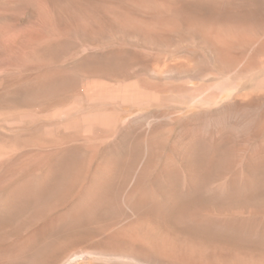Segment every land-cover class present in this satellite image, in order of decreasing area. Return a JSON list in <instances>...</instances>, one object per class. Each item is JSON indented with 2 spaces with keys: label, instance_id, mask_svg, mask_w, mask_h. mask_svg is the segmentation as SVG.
Returning <instances> with one entry per match:
<instances>
[{
  "label": "rangeland",
  "instance_id": "obj_1",
  "mask_svg": "<svg viewBox=\"0 0 264 264\" xmlns=\"http://www.w3.org/2000/svg\"><path fill=\"white\" fill-rule=\"evenodd\" d=\"M190 1L176 0L182 7L171 11L164 0H0V264H78L86 258L91 264H183L142 255L107 233L132 219L139 191L130 199L127 192L135 177L143 174L140 190L156 189L161 170L142 169L147 158L167 161L172 154L181 168L193 164L171 148L188 141L177 136L186 116L214 110L237 93L264 91V31H257L256 42L223 46L187 27L197 18L255 23L264 19V0H234L236 11ZM185 57L193 61L190 72H156ZM149 123L164 133L150 135ZM181 168L179 175L161 171L158 186L170 185L166 179L174 173L178 179L170 187L188 190L179 180L186 174ZM215 172L209 174L221 179L209 182L206 194L220 191L231 174ZM89 178L104 185L92 183L99 201L87 197L94 189ZM205 250L209 254L210 245Z\"/></svg>",
  "mask_w": 264,
  "mask_h": 264
},
{
  "label": "bare ground",
  "instance_id": "obj_2",
  "mask_svg": "<svg viewBox=\"0 0 264 264\" xmlns=\"http://www.w3.org/2000/svg\"><path fill=\"white\" fill-rule=\"evenodd\" d=\"M164 1V4H166L165 7L167 6V8L171 11H179L182 7L177 6L175 3L176 0ZM192 1L202 6H211L210 9L212 7L218 8L219 6H223L228 11H236L239 8H236L233 5L234 0ZM249 3L252 4V2ZM256 9H258V7ZM194 12L192 13L194 14ZM192 13L190 12V14ZM262 13H264V11ZM203 16L205 17V15ZM262 17H264V15ZM178 19H180V17ZM180 21L182 20L180 19ZM249 21L250 20L244 19H228L219 21L211 18H209V20L197 18L191 23L187 22V27L189 25L197 28L199 32L212 44L227 46L235 42H252L257 39V31H264L263 18H260L255 23H250ZM262 43H264V41ZM253 45L255 46L254 43ZM222 49L227 50L225 47ZM241 53L244 54V52ZM260 53L262 54L260 55L264 57V44ZM192 62L191 58L185 57V59L179 63L158 64L159 66L157 67L156 72L161 75L168 71H174L178 74L188 72L191 69ZM251 64L252 63H250V65ZM144 66H146V64H144ZM150 68L152 69V67ZM164 75L166 77V74ZM164 75L162 77H164ZM193 75L194 73L192 76ZM156 77L158 78V76ZM183 78L186 77L183 76ZM222 98H225L224 94ZM262 100H264V91L253 89L248 92L237 93L228 99H224V101H222V103L214 110L201 114L198 113L197 115L186 116L184 118L185 123L182 125L177 135L179 139H177L178 141H181L184 138H187L188 141L182 145L181 148H178L175 144H173L171 148L173 154H175L177 156L176 158H179L180 161L182 160L183 155L186 157V160H189L193 164L190 163L189 165H182V168H184L182 169L177 160L173 159L174 157L172 154L169 155L166 152L167 156L169 155L170 157L167 161L166 159L164 160L161 157H157V159L154 158L155 160L153 162H150L151 158L150 161H148L147 158V162H143L142 169L149 167V169L155 171L161 170L162 173H166V175L172 171L177 173L180 168L184 171L186 170V174L183 173L182 176L179 177V180L183 182L184 186H188L189 189L185 191L170 187L175 183L174 179H178L174 176V173L169 175L166 179L169 181L170 185H165L161 182V186H158L160 185L159 182L163 179L160 171L158 179L159 182L156 189L153 187L155 185L152 184V186L146 185V189L144 188L143 190H140L138 177L143 176V174L138 175V177H135V180L133 179V186L128 187L130 189L127 192L128 199H130V196L139 191L138 204L134 207L132 206V219L128 223L121 225L117 231L110 234L107 233L110 241L113 239V241L116 240L118 242V239H121L120 241H124L125 244L137 249L142 253V255L143 253L148 257L151 255L152 257L163 261L166 258H175L183 264H264V102L261 103ZM130 123H137V121L135 119L130 121L129 124ZM154 126L151 123L148 124L147 129L150 135L158 137L164 133V131L159 127ZM200 136H203V140L205 139L206 142L201 143L200 140L198 141ZM258 137H262L261 140L254 141V139ZM150 141H152V139ZM147 146L149 147V145ZM131 160L132 159L129 161ZM101 162L102 165L105 164H103L104 161ZM128 163L131 164V162ZM106 164L108 165V163ZM79 166L83 167V165L80 164ZM98 166L100 168L101 164L99 163ZM131 166L134 165L131 164ZM107 169L109 170L108 166ZM221 169L229 170L231 174L227 176L224 182L220 183V191L213 195L206 194L205 186L209 182L221 179L219 176H214V173H209ZM194 170L196 172H194ZM145 171L150 170L147 169ZM244 171L247 173L243 174ZM133 174L136 175V173ZM177 175L179 174L177 173ZM102 179L103 177H101V181ZM106 179L107 178L105 176V180ZM154 179H156V177H154ZM84 180H86V178ZM105 180L102 181L103 184L105 183ZM99 181L100 180H98V182ZM73 182L74 181H72V183ZM89 182L91 183V179ZM81 183L84 184L83 182ZM92 183L95 184L94 182ZM92 183L90 185L91 187L93 185ZM99 183H97L98 186L95 184L97 188L101 186ZM78 184L82 185L80 183ZM95 185H93L94 189H92V191L90 190V193H87L88 191L82 192V194L84 193L83 195L87 193L88 199L92 201L99 197L98 191L100 189L95 188ZM91 187L88 186L89 189ZM126 188L127 187L125 185V189ZM104 192H106V190ZM112 197L109 198L112 199ZM124 203L121 204V207ZM78 205L79 203L77 204V207L80 206ZM218 225H222V228L218 229ZM208 243H210V252L207 251L209 254H206L204 251H206L205 249L209 246H207ZM168 251L170 254L167 253ZM78 264H91V260L86 258ZM170 264L173 263L171 262Z\"/></svg>",
  "mask_w": 264,
  "mask_h": 264
}]
</instances>
